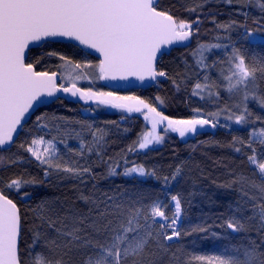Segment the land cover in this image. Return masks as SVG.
Listing matches in <instances>:
<instances>
[{
	"label": "snow or ice",
	"instance_id": "obj_1",
	"mask_svg": "<svg viewBox=\"0 0 264 264\" xmlns=\"http://www.w3.org/2000/svg\"><path fill=\"white\" fill-rule=\"evenodd\" d=\"M223 2L231 5L233 0ZM259 6L264 10V0H259ZM202 9L203 2L185 10L197 13ZM211 22L225 33L236 26L235 21L218 23L214 16ZM200 23L201 15H196L194 20L177 17L170 8L162 6L161 0H0V153L10 151L9 146L15 143V137L23 130L36 104L44 98L62 99L57 93L142 114L150 129L130 146L129 152L161 144L164 135L158 129L184 138L189 133L197 134L198 129L205 126L230 127L220 125L221 113H227L225 119L240 126L260 122L259 128H250L247 142L233 138V144L251 150L247 159L252 178L235 176L226 185L228 188L240 185L239 199L235 201L238 215L226 219L219 227L232 233L245 230L244 213L247 212L250 213L246 218L248 223L254 228L258 224L257 233H264V117L254 116L248 107L249 102H255L264 111V62L249 60L234 44L198 43L192 53L197 79L192 85L191 96L201 100L205 96L218 99L221 85L229 94L240 96L239 103L234 106L238 111L224 108L208 113L207 117L201 108H193L191 118H173L161 110L166 101L159 96L154 104L139 96H118L111 91H94L77 84L79 80L91 79L87 69H94L95 79L103 81H125L134 77L143 83L166 78L168 73L157 68L158 56H163L170 46L187 47L191 38L199 33ZM244 35L249 43L259 39L264 44V35L257 37L247 29ZM62 40L74 41L75 47L99 54V62L92 64L75 63L54 51L45 53L82 70L81 74L68 77L67 86L57 83V72L36 70L42 57L34 62L29 58L32 45L42 47L48 41ZM214 49H223L226 53L227 68L220 73V85L208 72L215 66L207 63ZM188 79L190 77L184 82ZM173 84L179 91L180 83L174 80ZM36 119L39 127L49 128L42 117ZM51 130L64 135L59 140L57 136L38 135L26 145H20L30 162L42 169L43 180L23 175L7 179L0 176V264H77V256L79 264H157L156 254L166 255L173 241L178 243L182 236L210 231L211 226L202 224L188 229L182 226L183 197L172 189L183 175L181 165H177L171 175L161 177L155 168L149 170L142 164H134L125 165L122 174L133 179H162L163 198L147 203L138 199L124 201L114 196L101 198L96 196L93 184L91 193L80 191L77 197L90 205L88 215L71 207H58L54 201H41L35 210L32 243L25 251L21 247L23 224L18 203L31 199L25 189L44 184L52 176L86 185L88 179L95 176L90 157L95 155L106 163L103 161V136L96 131L90 133L92 141L89 143L74 129L68 132L64 125H53ZM73 134L79 140L78 150L69 146L65 139ZM256 144L262 149L260 153L254 147ZM58 145H63L66 151ZM235 151L241 152L242 147H235ZM10 160L15 163L12 158ZM117 174V168L108 165L107 175ZM212 235L217 236L216 233ZM193 259L207 260V264H264V235L259 244L253 240L242 252L237 249L230 254L225 247L220 255H201ZM172 261L180 264L176 252L172 253Z\"/></svg>",
	"mask_w": 264,
	"mask_h": 264
},
{
	"label": "trees",
	"instance_id": "obj_2",
	"mask_svg": "<svg viewBox=\"0 0 264 264\" xmlns=\"http://www.w3.org/2000/svg\"><path fill=\"white\" fill-rule=\"evenodd\" d=\"M202 2V12L190 13L185 10ZM161 3L166 9L170 8L175 16L186 20H194L196 15H201L199 33L191 38L187 47H175L158 60L157 68L168 73L166 78H157L154 85L144 90L113 93L139 96L154 104L157 103L156 97L159 96L166 101V104L161 106V110L173 118H191L194 115L193 108H201L206 117L208 113H216L224 108L238 111L234 106L239 103L240 96L230 95L222 85L218 89L220 91L218 99L205 96V99L201 100L191 96L192 85L197 79L192 53L198 43L234 44L249 60L264 62V44L260 43L259 39L255 43H249L248 37L244 35L246 29L256 33L257 37L264 35V10L260 8L259 0H233L231 5L224 3L223 0H206V2L205 0H161ZM213 16L218 23L235 21L236 26L229 33H225L211 22ZM49 51L62 54L75 63L99 62L68 43L47 42L42 47L31 49L29 53L31 61L34 62L35 59L42 57L40 64L36 65L37 71L57 72L62 78L68 72L66 63L60 61L58 56L45 55ZM225 61L226 53L223 49H214L207 60L209 65L215 64L208 72L218 85H220L221 71L227 68ZM89 70L87 69V72L90 76ZM186 77L190 79L185 83ZM91 80L93 81L94 78L91 77ZM174 80L180 83L179 91L173 84ZM59 83L62 81L60 80ZM79 87L85 89L91 87L94 91L96 89L109 91L101 86L100 81L86 82ZM248 107L254 116L264 117V111L255 102H249ZM226 115L227 113L220 114V123L226 122ZM38 116L43 118V123L49 125L48 129L38 126L36 119ZM53 125H64L70 133L74 129L89 143L92 141L90 134L92 131L103 136V161L106 163H102L95 155L90 157L95 176L94 179H88L86 185L52 176L44 184H36L25 189L31 194V199L27 203L18 201L23 224L21 247L25 251L32 243L31 229L34 227L35 210L41 201H54L58 207L61 205L71 207L88 215L90 205H85L77 197L80 191L91 193L93 184H95L96 196L101 198L114 196L124 201L138 199L144 203L158 197L163 198L162 179L160 181L153 178L133 179L122 174L125 165L131 167L134 164H142L149 170L155 168L161 177L171 175L175 167L181 165L183 175L172 185V189L173 193H179L183 197L182 226L185 229L201 224L211 226L207 233H192L182 236L178 243L173 241V247L166 255L156 254L157 264H174L173 252L180 256V264H187L188 261L191 264H207V260L199 261L193 257L220 255L225 247L230 254L237 249L242 252L251 241L254 240L258 244L261 242L264 233H257L258 224L254 228L248 223L246 218L250 213H244L245 230L243 231L232 233L231 230L219 227L226 219L234 214L238 215L235 201L239 199L240 185H234L232 188L226 185L235 176L252 178V168L247 159L251 155V150L238 143L233 144V138L247 142L250 128H259L260 122H256L255 125L231 126V128H206L184 138L168 132L164 135L161 144L151 146L148 150L129 152L130 146H134L145 130L146 124L142 116L136 113L105 111L82 101L72 103L58 99L49 105L39 107L25 123L15 143L10 146V151L0 153L2 157L0 176L7 179L23 175L25 178L43 180L42 169L35 162H30L28 154L20 145H26L38 135L48 138L57 136L59 140L64 134L57 135L56 131L51 130ZM65 139L69 146L78 150L79 140L74 134ZM58 146L66 151L63 145ZM235 147H242V151L237 153ZM254 147L257 148L258 153L262 151L258 144ZM10 158L15 160V163L11 162ZM108 165L116 167L119 174L108 176ZM212 233H216L217 236L214 237ZM177 249L180 251L177 252ZM75 260L79 264L78 256Z\"/></svg>",
	"mask_w": 264,
	"mask_h": 264
},
{
	"label": "water",
	"instance_id": "obj_3",
	"mask_svg": "<svg viewBox=\"0 0 264 264\" xmlns=\"http://www.w3.org/2000/svg\"><path fill=\"white\" fill-rule=\"evenodd\" d=\"M48 42L68 43V44H71V45H75V43H76L74 41H68V40L48 41ZM37 47H39V46L32 45L31 46V49H34V48H37ZM175 47H183V46H170L168 49H165V54L168 53L171 49H173ZM78 48L81 51H83L85 54H87V55H89L88 53L91 52V54L89 56L94 57V58H96L98 60V56H99L98 53L92 52V50L83 49L81 47H78ZM160 58H161V56H158L157 62H158V60ZM57 76H58L57 83L59 84L60 78H59V74L58 73H57ZM100 82H101V86L102 87L106 88L107 90H109L111 92H127V91H131V90H135V89H141V90L147 89L150 86L154 85V83L156 81H145V82L142 83V82L138 81L137 79H135L134 77H129L128 80H125V81H121V80H116V81H103V80H100ZM57 96H60V97H62L63 100L68 101V102H72V103H79V102L82 101V100H79L78 97H70L68 94H65V93H57ZM56 100H58V99H55V98H44L41 103H38V104L35 105V110L31 112V115L39 107L49 105V104H51L52 102H54ZM82 102H84V101H82ZM28 119H27V121H28ZM16 138L17 137H15V139Z\"/></svg>",
	"mask_w": 264,
	"mask_h": 264
},
{
	"label": "rangeland",
	"instance_id": "obj_4",
	"mask_svg": "<svg viewBox=\"0 0 264 264\" xmlns=\"http://www.w3.org/2000/svg\"><path fill=\"white\" fill-rule=\"evenodd\" d=\"M87 63H89V62H87ZM65 66H66V68H68V72L64 75V78L60 77V75H59V78H62V79H60V80L62 81V83L68 85V83H69L68 77H69L70 75H71V76H75V75L81 74V71H82V70H77V69H75V68H74L72 65H70V64H65ZM89 73H90V77H93L94 80H93V81H92L91 79H90V80H89V79L79 80V81H77L78 86H79V85L81 86V84L86 83V82L94 83V82H99V81H100V80L95 79V75H96V73H95V70H94V69H90V70H89ZM87 74H88V72H87ZM96 91H101V90L96 89ZM114 94H115V95H118V96H133V95H130V94H123V95L120 94V93H114ZM230 95H231V94H230ZM84 102H85V101H84ZM85 103H87V104H93L96 108H99V109H101V110H105V111L127 113L125 110L112 108L110 105H102V104H98L96 101H88V102H85ZM129 114H132V113H129ZM134 114H135V113H134ZM136 114H139L140 116H142V114H140V113H136ZM142 117H143V116H142ZM145 124H146V127H145V130L142 132L141 136H142L145 132H147V131L150 129V124H149L148 122H146V121H145ZM220 125H230V127H225V126H217V127H219V128H231V126H238V127L240 126V125H236V124H234L233 122H231V121H227V120H226V122L220 123ZM161 128H162V126H161ZM206 128L213 129V128L210 127V126H205L204 129H206ZM198 130H202V129H198ZM158 131H159L160 134H162V135H165V134H166V133L162 132L160 129H158ZM176 135H178V134L176 133ZM187 135H188V136H191V135H193V134L189 133V134H187ZM187 135H186V137H187ZM141 136H140V137H141ZM153 146H154V145H153ZM156 146H157V145H156ZM141 151H144V150H141Z\"/></svg>",
	"mask_w": 264,
	"mask_h": 264
},
{
	"label": "built area",
	"instance_id": "obj_5",
	"mask_svg": "<svg viewBox=\"0 0 264 264\" xmlns=\"http://www.w3.org/2000/svg\"><path fill=\"white\" fill-rule=\"evenodd\" d=\"M171 214V213H170Z\"/></svg>",
	"mask_w": 264,
	"mask_h": 264
}]
</instances>
